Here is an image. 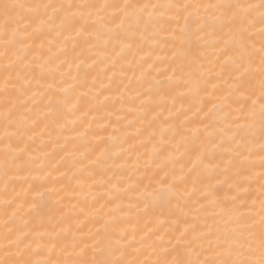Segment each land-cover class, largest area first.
<instances>
[{
	"label": "snow or ice",
	"instance_id": "1",
	"mask_svg": "<svg viewBox=\"0 0 264 264\" xmlns=\"http://www.w3.org/2000/svg\"><path fill=\"white\" fill-rule=\"evenodd\" d=\"M0 182V264H264V0H0Z\"/></svg>",
	"mask_w": 264,
	"mask_h": 264
},
{
	"label": "bare ground",
	"instance_id": "2",
	"mask_svg": "<svg viewBox=\"0 0 264 264\" xmlns=\"http://www.w3.org/2000/svg\"><path fill=\"white\" fill-rule=\"evenodd\" d=\"M30 2H31V0H30ZM44 2H48V0H44ZM57 2H58V0H57ZM64 2H68V0H64ZM72 2H74V3H81V2H84V0H72ZM89 2H104V0H89ZM119 2H124V0H119ZM140 2H146V0H140ZM153 2H155V0H153ZM243 2H249V0H243ZM250 2H258V0H250ZM69 46H71V45H69ZM77 50H79V49H77ZM64 70H65V71L68 70V65H65V66H64ZM71 71H72L73 73L76 71L75 62H73V64H72ZM129 75H131V73H129ZM157 78H159V77H157ZM56 79H57V80L60 79L59 74H57ZM47 82H48V81H46V83H47ZM106 82H107V81H105V83H106ZM213 83H215V81H213ZM60 87H63V85H60ZM105 94H107V93H105ZM116 107H119V104H117ZM109 110H112V109L109 108ZM165 114H166V113H165ZM103 115H104V110H101L100 112L96 113V116H97V123H103V122H105V120L108 119L107 117H105L104 120H100L99 117H101V116H103ZM128 118H129V119H132V116H129ZM111 120H112L113 122H115V115H113V116L111 117ZM121 123H123V121H122ZM43 127H44V125H43V124H40V125L34 130V131L36 132V134H37V137H36L35 143L32 145L33 148H37V147L41 144V139H43V140H48V139H49V137H48V135H47L46 132L44 133V136H43L42 138L40 137L39 133L41 132V129H43ZM93 128H94V129L96 128V124H95V123L93 124ZM109 131H111V129H109ZM97 134H103V135L106 136V135L108 134V132H104V133H99V132H98ZM29 135H32V133H29ZM65 135L72 136V135H74V133L66 132ZM55 136H56V133H53V139H55ZM59 143H60V144H63V143H64V141H63L62 138L60 139ZM69 147H70V146H69ZM43 151H49V152H52V151H53V144H52V143L47 144V146L43 149ZM36 154H38V153H36ZM60 155H63V153H62V152H59L58 149H57V150L53 153V162H55L56 160H58L59 157H60ZM225 159H227V157H225ZM64 170H65L64 167H61V168H60V171H61V172H63ZM255 171H259V169L257 168V169H255ZM56 175H58V173H53V176H56ZM222 178H223V177H221V179H222ZM65 182H66V181H65ZM33 183L38 184L39 181H34ZM73 183H74V182H73ZM52 186H53V185L50 184V183L46 185V187H52ZM2 187H3L2 182H0V189H2ZM9 187H10V189H11V185H10ZM16 187H17V190H19L20 187H21V184H20V183H17ZM23 187H25V188L28 187V183H27V182H24V183H23ZM55 187L59 188V187H60V184L57 183V184L55 185ZM226 188H227V185H224V189H226ZM30 195H31V194H30ZM221 195H223V190L221 191ZM56 199H58V197H57L56 195H53V196L50 197V201H51V202H54ZM30 202H31V200H30ZM73 202H74V201H73ZM18 203H19V201H18ZM64 203L67 204V203H69V201L65 200ZM25 207H27V205H25ZM49 209H51V214H56V213H55V205H54V203H50L48 207H45V208L43 209V211H44L45 213H49ZM9 211L11 212V209H10ZM0 212H2V209H0ZM2 219H3V218L0 217V232H2ZM161 219H163V217H161ZM165 227H167V225H165ZM163 230H164V229H161V231H163Z\"/></svg>",
	"mask_w": 264,
	"mask_h": 264
}]
</instances>
